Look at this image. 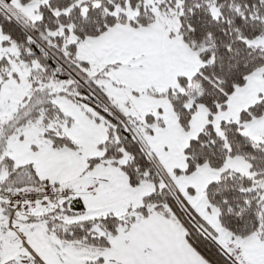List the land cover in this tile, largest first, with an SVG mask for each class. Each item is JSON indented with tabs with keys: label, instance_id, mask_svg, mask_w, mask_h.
I'll return each mask as SVG.
<instances>
[{
	"label": "snow or ice",
	"instance_id": "obj_1",
	"mask_svg": "<svg viewBox=\"0 0 264 264\" xmlns=\"http://www.w3.org/2000/svg\"><path fill=\"white\" fill-rule=\"evenodd\" d=\"M0 264H264V0H0Z\"/></svg>",
	"mask_w": 264,
	"mask_h": 264
}]
</instances>
